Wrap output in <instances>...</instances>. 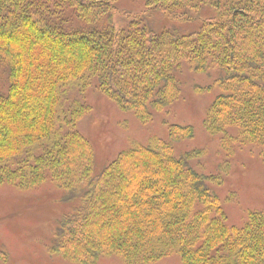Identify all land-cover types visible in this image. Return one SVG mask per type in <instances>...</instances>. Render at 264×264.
I'll return each instance as SVG.
<instances>
[{
    "label": "trees",
    "instance_id": "1",
    "mask_svg": "<svg viewBox=\"0 0 264 264\" xmlns=\"http://www.w3.org/2000/svg\"><path fill=\"white\" fill-rule=\"evenodd\" d=\"M140 1L128 12L122 0H0V187L50 180L77 202L51 235V252L72 263L178 254L182 264H264V211L229 226L192 166L204 151L174 153L171 141L192 137L191 125L173 124L170 140L136 142L93 172L94 146L78 130L93 82L146 124L179 99L183 66L217 74L206 132L225 148L255 144L264 159V0Z\"/></svg>",
    "mask_w": 264,
    "mask_h": 264
},
{
    "label": "rangeland",
    "instance_id": "2",
    "mask_svg": "<svg viewBox=\"0 0 264 264\" xmlns=\"http://www.w3.org/2000/svg\"><path fill=\"white\" fill-rule=\"evenodd\" d=\"M140 0H122L121 10L139 11ZM121 19L115 18V22ZM165 26L171 25L170 21ZM5 70L0 69V89L6 90ZM216 73L196 74L183 66L177 73L181 95L171 105L154 113L149 123H142L134 113L125 112L103 95L95 80L83 101L91 106L78 125L95 151L94 173L112 162L132 144L148 143L152 138L170 140L173 124L191 125L193 136L171 141L177 156L189 151H204L193 165L205 175L209 188L219 196L226 222L241 227L251 211H264V159L259 147L231 144L228 151L220 135L204 128L207 109L220 92ZM234 151L233 155L230 153ZM65 192L48 180L34 190L12 185L0 187V249L8 254L0 264H76L51 252V235L58 219L73 212L76 201L63 200ZM99 264H124L117 256L102 257ZM155 264H182L178 254L164 257Z\"/></svg>",
    "mask_w": 264,
    "mask_h": 264
}]
</instances>
